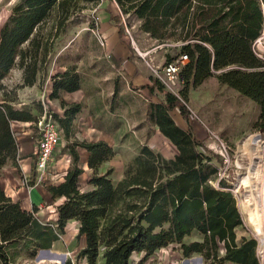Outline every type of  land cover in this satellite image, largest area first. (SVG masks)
Returning <instances> with one entry per match:
<instances>
[{
  "label": "trees",
  "instance_id": "trees-1",
  "mask_svg": "<svg viewBox=\"0 0 264 264\" xmlns=\"http://www.w3.org/2000/svg\"><path fill=\"white\" fill-rule=\"evenodd\" d=\"M97 1L21 0L2 27L0 174L20 159L13 123L35 126L40 119L28 107L15 108L3 80L19 67L23 70L22 86L35 85L48 64L51 39L59 31L66 32L71 15L83 13L88 4ZM116 1L124 13L136 16L140 28L157 45L170 44L165 49L177 46L178 55H188L189 62L181 73L187 87H197L216 76L260 106L258 126L264 130V60L253 50V42L264 29V0ZM54 16L58 19L57 33L46 38L43 29ZM81 86V76L69 69L53 77L50 98L61 99L63 107L68 106L63 117L53 114L66 136L83 104L67 105L62 92H75ZM166 94V102L152 104L149 115L176 145L179 154L166 159L143 146L126 165L123 179L114 184L112 167L100 172L116 155L108 143H69L71 163L64 181L48 189L53 199L65 198L58 207L56 228L36 217L37 207L32 212L24 210L20 202L6 194L0 182V264H14L11 250L23 241L34 245L32 258L39 249L51 248L70 220L80 222L78 237L85 235L87 246L79 257H86L89 264L98 263L102 246L106 248L105 264H133L136 253L145 254L137 263L144 264L148 256L175 244L184 257L198 253L207 264H260L254 239L244 237L237 242L236 229L244 224L241 208L239 211L233 193L225 189L227 183L218 177L219 168L212 164L209 155L212 152L193 133L180 128L169 113L179 107L187 118L190 112L186 104L173 94ZM79 147L89 152L87 163L93 171L88 190L80 184L85 170L80 164ZM194 235L198 238L187 241ZM262 257L264 260V252Z\"/></svg>",
  "mask_w": 264,
  "mask_h": 264
},
{
  "label": "rangeland",
  "instance_id": "rangeland-1",
  "mask_svg": "<svg viewBox=\"0 0 264 264\" xmlns=\"http://www.w3.org/2000/svg\"><path fill=\"white\" fill-rule=\"evenodd\" d=\"M20 1L0 0V33L5 22ZM80 3L84 4L82 1ZM88 13L89 11L87 9L79 15H71L67 21L68 27L66 32L62 33L59 31L57 37L51 39L49 42V55L47 57L48 64L45 70H41L35 85L22 86L24 81L23 70L19 67H16L3 80L2 83L9 91V97L13 99L12 103L15 108L24 109L28 107L38 118H42L45 112H52L53 109H56L55 105L60 103V99H51L50 94L51 82H53V77L58 72L64 73L69 69L72 72L78 73L82 80L93 75L95 71L102 76L116 77V74H109L107 72V66L103 65L104 62L97 58L100 54L97 45L98 41L96 40L95 28L93 27L94 22ZM132 19H136L138 23V26L134 29V37L139 48L142 51H146L157 45L158 42L155 39L141 30V22L136 16L131 15ZM57 28L58 19L54 16L43 29L45 37L48 38L50 35L53 37L57 33ZM261 36L263 37L262 41L264 43V29ZM162 52L167 58H171L177 56L180 49L177 46H172ZM158 54L160 52L152 56ZM85 73L89 75L87 76ZM104 78H102V81ZM87 83H85V87H90V82ZM160 86L167 92V89L159 80ZM106 94H108L107 89ZM128 95L130 96H127V94L121 96H125L126 99L123 101L124 104H120L117 108L124 116L127 117L128 114H132V117H129L128 120L124 118V130L120 135V141L122 142L114 148L116 152L115 157L106 162L101 168L102 171L100 170V172H105L108 168L112 167L114 171L111 177L114 184L117 183L120 173L125 170L126 165L140 153L143 147L140 141L146 144L157 136L155 130L156 125L150 119L149 115L152 104L132 92ZM182 97L185 100L190 114L185 118L182 116L180 108L177 107V111L182 117L179 116V124L193 133L195 138L202 142L206 149L212 152L209 155L212 156V164L219 168L218 177L227 183L225 189L233 193L239 211L241 208L240 214L244 224L236 229L237 242H242L244 237L254 239L257 244V258L260 264H264L262 257V253L264 252V222L254 215L253 209L255 207L253 196L258 191L262 199V205L264 204V130H261L258 126L261 108L256 102L241 94L236 89L220 82L216 76L207 79L197 87H187L184 84ZM59 113L61 114L62 112ZM132 118L134 120L133 123ZM12 128L19 146H21V137L25 132L31 128L33 129L32 132L36 131L35 126L29 127L20 122H14ZM85 136V131L78 129L73 121L70 135H63L60 145L55 150L54 159L47 172L46 176L48 178L46 180L39 179L40 177L35 171L34 163H32L31 177L25 182V187L29 192L33 189L41 192L43 199L40 200L38 205L48 217L53 214L52 206L56 207V204L62 202L61 199L53 200L50 197L51 193L49 194L47 191L51 185H57V181L63 176L64 169L62 168L66 165L64 154L67 152L70 156L67 146L69 143L85 140ZM163 139V143L153 145L151 148L166 159L175 158L178 154V149L169 140ZM222 142L230 147L229 155L226 159L219 154ZM79 151L80 164L82 166L85 165L84 167L86 168L85 162L88 154L84 149L80 148ZM201 151H204V149L202 148ZM8 166H12V164ZM2 174L4 175V169L0 174V178L3 176ZM90 175L91 171L86 170L81 176L80 184L83 190L91 188L88 184ZM245 177L251 178V186L244 183ZM0 182L2 184V178ZM217 182L218 180L214 181L213 184L218 186ZM243 215H245L246 220ZM192 238L197 239L198 236L194 235L188 238L187 241L190 242ZM37 254L32 259L34 263L68 264L70 261L64 262V259L70 258L66 252H55L51 255L48 253L45 258H40L41 260L36 258ZM223 254L224 252L222 251L221 255ZM144 256V253L134 254L132 256L133 264H137ZM144 264L207 263L203 256L198 253L193 254L189 258L184 257L179 245L177 246L175 244L158 250L151 256H148Z\"/></svg>",
  "mask_w": 264,
  "mask_h": 264
},
{
  "label": "crops",
  "instance_id": "crops-1",
  "mask_svg": "<svg viewBox=\"0 0 264 264\" xmlns=\"http://www.w3.org/2000/svg\"><path fill=\"white\" fill-rule=\"evenodd\" d=\"M88 11V14H90L94 22L93 27L95 28L94 31L96 40L98 41L97 45L100 54L99 56H97V58L104 62L103 65L107 66V72L109 74H116V77L107 75L102 76L97 73V71H95L93 75L82 80V88L80 90L75 92L63 91L62 100H64L67 105H71L74 103L83 104L81 112L76 116L74 120V124H76L78 129L85 131L86 141H104L114 149L122 142L120 141V135L124 130V118L128 120L129 117H132V114H128L126 117L122 114V112L118 110L117 107H119L120 104H124L123 101L124 99H126L125 96H121H123V94H127V96H130L128 94L132 92L138 96L143 97L147 102L151 104H162L167 100V92L164 91V88L162 86L159 87V80L153 73L152 69L147 65L146 60H144L139 54H137L132 46L123 38L122 28L117 23L118 8L115 3H113L112 0H98L95 3L89 4ZM146 34L150 36L148 33ZM163 50L159 51L160 54L151 56L152 58H155L156 64H163L167 61L166 55L162 52ZM86 75L88 76L89 74ZM103 77L105 78L102 81ZM87 82H90V87H85V83ZM51 85L52 92L53 82H51ZM106 89L108 90V94H106ZM118 94L120 95L118 96ZM67 107L68 106L63 107L62 101L60 99V103L55 105V108L57 110L53 109V111L56 114H59L60 117H63L65 109ZM177 109L178 108L176 107L169 113L180 128L188 131L187 128L179 124L180 113L177 111ZM59 112L62 113L60 114ZM133 122L134 120L132 118V123ZM20 123L29 127L31 126V123ZM155 127L157 133L156 138H153L146 144L140 141V144L142 146H148L149 148H151L153 145L163 143V138H165L176 147V145L160 131L157 125ZM62 130L63 136L65 134L63 128ZM32 131L33 129L31 128L21 137V154L20 159L18 160V164L6 166L4 168V175L2 174L3 176L1 177L2 186L9 197H11L14 201H18L21 203V206L24 210L32 212L34 210V207H37L38 210L35 214L36 217H38L42 223H49L51 226L56 228L59 219L58 207L65 201V198H60L62 202L56 204V207L52 206L53 214L48 217L45 213H43L44 211L41 210L40 206L38 205L40 203V200L43 199L41 192H39V190L37 189H33L29 192L25 187V182H27V180L31 177L32 163H34V168L36 171L35 149L39 136L37 131ZM80 148L81 147H79L78 150ZM84 150L88 155L85 162L86 168L84 167L85 165L83 166V168L85 172L86 170H90L92 174L93 171L89 169L87 163L89 152L86 149ZM154 152L158 153L156 151ZM64 157L66 165L62 168L64 169V173L61 179L57 181V185L61 184L64 181L65 175L67 174V170L71 163V156H69L67 152L66 154H64ZM101 168L100 170L102 171ZM123 177L124 171L120 173L117 183L122 180ZM47 193L50 194L51 192L48 190ZM50 197L53 199L52 194L50 195ZM79 230L80 222L77 220H70L67 223L64 232L59 235V239L52 243L51 248L44 250H49L48 253H50V255L54 254L55 252H66L69 254V257L75 262L78 259L76 262L77 264H89L86 257H79V253L87 246L86 236L82 235L78 237ZM33 248L34 245L28 246L26 241H23L19 246L14 247L11 250L14 264H39V262L34 263V261L32 260L33 258L30 256ZM41 250L43 249H39L37 251L38 254L36 258L39 260L45 258V256L48 255V253H43L40 259L38 256L41 253ZM105 250L106 248L104 246L100 247L97 264H105ZM48 258L50 259V257ZM69 262L71 263V261Z\"/></svg>",
  "mask_w": 264,
  "mask_h": 264
},
{
  "label": "built area",
  "instance_id": "built-area-1",
  "mask_svg": "<svg viewBox=\"0 0 264 264\" xmlns=\"http://www.w3.org/2000/svg\"><path fill=\"white\" fill-rule=\"evenodd\" d=\"M112 1L118 8L117 23L122 28L123 38L132 46L135 52H137L144 60H146L147 65L152 69L158 80H160L165 86L167 92L173 94L175 97L185 103V100L182 97V88L185 83L181 73L183 68L189 62L188 55L180 54L171 61H166L161 65L156 64L153 60L154 58L151 56L170 46V44H158L151 49L142 51L134 37V29L138 26L136 19L131 20V15L124 13L116 0ZM262 38L263 37L260 35V37H258L253 42V50L259 58L264 60V43ZM53 114H55L54 111L45 112L44 116L40 118L36 124H34L39 136L35 149V156L36 172L40 177V180H46L48 178L46 176L47 172L50 168L51 162L54 159L55 150L59 146L63 134V130L57 120L54 118ZM229 149L230 147L222 142L219 154L226 159L229 155ZM69 259L71 264H77L71 258L64 259V262H68Z\"/></svg>",
  "mask_w": 264,
  "mask_h": 264
},
{
  "label": "bare ground",
  "instance_id": "bare-ground-1",
  "mask_svg": "<svg viewBox=\"0 0 264 264\" xmlns=\"http://www.w3.org/2000/svg\"><path fill=\"white\" fill-rule=\"evenodd\" d=\"M244 183L245 184H248V186H251V184H252L251 178L245 177L244 178ZM253 198H254L253 201H255V204H254L255 207L253 208L254 209V215L258 219H260L261 221L264 222V218H263V215H264L263 214L264 213V207H262V206H264V204L262 205V199H261V196L259 194V191L257 192V194L255 193V195L253 196ZM263 241H264V237H263ZM43 253H48V252H45V251L44 252H41L39 258H41V255Z\"/></svg>",
  "mask_w": 264,
  "mask_h": 264
},
{
  "label": "water",
  "instance_id": "water-1",
  "mask_svg": "<svg viewBox=\"0 0 264 264\" xmlns=\"http://www.w3.org/2000/svg\"><path fill=\"white\" fill-rule=\"evenodd\" d=\"M44 251H45V252H49V250H44V249L41 250V252H44ZM39 256H40V254H39ZM39 256H38V257H39Z\"/></svg>",
  "mask_w": 264,
  "mask_h": 264
}]
</instances>
